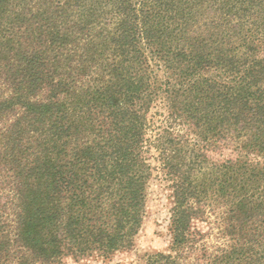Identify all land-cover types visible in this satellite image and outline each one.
Listing matches in <instances>:
<instances>
[{
	"label": "trees",
	"instance_id": "trees-1",
	"mask_svg": "<svg viewBox=\"0 0 264 264\" xmlns=\"http://www.w3.org/2000/svg\"><path fill=\"white\" fill-rule=\"evenodd\" d=\"M155 170L170 249L113 263ZM91 257L264 264V0H0V264Z\"/></svg>",
	"mask_w": 264,
	"mask_h": 264
},
{
	"label": "rangeland",
	"instance_id": "rangeland-1",
	"mask_svg": "<svg viewBox=\"0 0 264 264\" xmlns=\"http://www.w3.org/2000/svg\"><path fill=\"white\" fill-rule=\"evenodd\" d=\"M157 109L151 110L153 117ZM224 156L217 155V158ZM153 165L158 166L157 160H153ZM162 175L155 170L153 179L148 189V205L144 223L136 237V245L130 251L120 252L113 257V263L141 262L144 254L149 251L164 250L168 251L171 245V235L169 223L171 219V208L173 206L172 191L169 189L167 179L161 180ZM225 209L221 206L208 214L206 220H198L195 224L197 231L203 237V241L211 246L224 244L225 236L219 226L222 224L221 214ZM67 264H106L96 257L81 259H67Z\"/></svg>",
	"mask_w": 264,
	"mask_h": 264
}]
</instances>
